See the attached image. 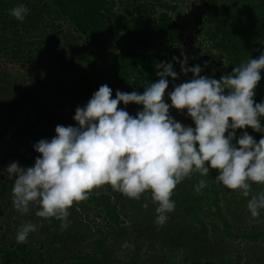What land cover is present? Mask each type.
Returning <instances> with one entry per match:
<instances>
[{"label": "trees", "instance_id": "trees-1", "mask_svg": "<svg viewBox=\"0 0 264 264\" xmlns=\"http://www.w3.org/2000/svg\"><path fill=\"white\" fill-rule=\"evenodd\" d=\"M195 1L197 46L186 55L187 67L199 65L201 76L219 80L264 52V0ZM21 4L29 9L23 22L10 14ZM179 8L172 0H0V62L23 70H3L0 65V196L7 199L0 202V217L3 208L13 204L7 167L13 162L25 169L34 166L39 155L34 145L51 140L57 125L76 126L77 107L85 106L100 86L107 84L113 98L117 90L143 94L159 79L158 63L180 69L173 60L182 59L178 47L184 42ZM26 64L33 68L26 69ZM167 79L164 99L170 104L167 93L193 79V74L183 73L179 81ZM254 101L264 102V72ZM118 107L133 110L132 116L142 110L135 104ZM171 109L174 120L195 127L186 111ZM260 123L264 127V118ZM245 131L257 143L264 136L251 128L237 129L233 144ZM217 175L210 168L208 176L194 173L177 185L171 197L175 209L160 227L151 192L133 199L109 185L95 188L87 200L69 209L64 229L54 218L37 217L38 205H30L23 218L37 225L35 234H45L43 243L2 242L0 264H176L177 257L185 264H242L226 248L231 243L224 247L215 239L209 242L221 225L227 237H233L230 220L241 219L238 206L245 201L218 184ZM201 179L207 186L198 193L195 186ZM251 189L252 197L264 192V185L253 184ZM262 236L264 231L241 235L252 242ZM143 238L159 251L153 253L155 263L143 259ZM132 245L129 254L126 250ZM55 251L60 252L58 260ZM260 258L264 260V255L257 263Z\"/></svg>", "mask_w": 264, "mask_h": 264}, {"label": "clouds", "instance_id": "clouds-1", "mask_svg": "<svg viewBox=\"0 0 264 264\" xmlns=\"http://www.w3.org/2000/svg\"><path fill=\"white\" fill-rule=\"evenodd\" d=\"M28 12L21 4L10 14L23 22ZM181 56L173 60L193 79L167 93L170 104L164 99L167 78L175 81L178 75L171 63L160 62L158 81L149 83L143 94L117 90L113 98L107 84L100 86L85 106L77 107L76 126L57 125L51 140L34 145L39 154L34 166L25 169L11 163L6 172L13 182L14 208L26 214L30 205H38L37 217L54 218L64 229L75 203L87 200L95 188L109 185L133 199L151 192L157 204L155 222L163 225L175 209L174 189L194 173L206 177L214 169L218 184L244 197H249L253 184L264 185V136L257 143L245 131L233 144L237 129L264 133L260 123L264 102L254 101L264 72V52L219 80L201 76V67H187L186 55ZM121 103L140 105L142 110L132 116L118 107ZM170 108L186 111L195 127L174 120ZM206 186L201 179L195 191ZM247 209L258 218L264 210V192L252 196ZM36 230L32 222L24 223L17 242L25 243Z\"/></svg>", "mask_w": 264, "mask_h": 264}, {"label": "rangeland", "instance_id": "rangeland-1", "mask_svg": "<svg viewBox=\"0 0 264 264\" xmlns=\"http://www.w3.org/2000/svg\"><path fill=\"white\" fill-rule=\"evenodd\" d=\"M172 1H174V3H177L180 7L179 10L182 14L181 23L184 26V32H183L184 42L178 47V50L180 51L181 54L183 53L184 55L189 56L191 55V53L194 52V49L197 46V41L195 38L196 35L194 36V33L198 30L196 26V22H197L196 14L198 13L197 4L195 0H172ZM64 29H66V26L64 27ZM78 48L80 50V47ZM84 52H86L84 54L87 55L90 53V50H86ZM187 61H188L187 62V65H188L189 58H187ZM36 63L38 64L37 61ZM0 65L3 66L2 67L3 70L12 69L13 71L23 73V70L17 64L7 63L3 65L1 61ZM32 68H33L32 65L26 64V69L30 70ZM173 70L175 71V69ZM175 72L178 75V81L181 80L180 78H182V74H183L181 72V67L180 69H177V71ZM70 77L71 76H68V79H70ZM64 82L65 83L67 82V78L66 79L64 78ZM55 89L56 88H54V90ZM127 112L130 114L133 112V110H131L130 112L128 110ZM172 112H173V109L170 110L169 115H172L174 113ZM2 146L5 147V145H2ZM253 191H255V189ZM232 192L235 193L239 198H242L245 200L244 204H241L238 206L241 219L239 218L238 220H235L234 218V220L232 221L230 220L231 229L229 230V232L231 233V235H233V237L228 238L226 235V231H224V227L221 225L220 227L221 230L215 232L213 235H210L211 239L209 242L212 243V241H214L213 239H215L221 242V245H224V247L227 244L231 243L232 246H227L226 248L228 249V251H230L231 254L233 253L232 256L235 259L240 258L242 264H247V263L262 264L264 260L260 258L261 260L257 263V259L260 257V255H264V236H262L257 241L252 242L244 237H241V235L243 233H245V235H249V233L255 234L256 232L258 233V232L264 231V220H263L264 211L262 210L260 212V216L258 218H252L250 213L244 212V210H248L247 203H248V200L251 198V195H252L251 192H250L251 195L249 197H244L237 191L232 190ZM2 201L7 202V199L0 196V202ZM24 216H28V213L22 215L20 212H18L14 208L13 204L9 207L3 208V216L0 217V246L3 244L2 242H4L6 245H8L9 243L21 244L17 242L16 236H17V231L25 223V219L23 218ZM17 222L18 223L22 222L23 224L19 225ZM160 226H163V225H158V227ZM239 235L240 237L235 239V237ZM44 237H45L44 233L35 234V232H32L29 234V237L24 244L30 245L35 241V239L37 240L40 239V241L43 243ZM145 238L147 239V236H145ZM145 238L142 239L144 241L142 250L145 251L143 259L152 258L151 261L155 263L156 260L153 256V253L157 254L159 251L158 249L152 250L149 244L145 243ZM155 241L156 240H154V242ZM154 242L152 241V243ZM124 247H126V244H123L122 249H125ZM133 249L134 247L132 245V246H129L126 251L127 253L131 254ZM164 251H163V254H164ZM234 251H236L238 255L235 254ZM38 252L39 251L37 247L35 246V255H37ZM53 255L52 256L54 257V259H57V260L60 259V252L55 251V254L53 253ZM179 258L180 257L176 258V264H185V263H182V261H179ZM146 264H149V263H146ZM161 264H166V263L161 262Z\"/></svg>", "mask_w": 264, "mask_h": 264}]
</instances>
